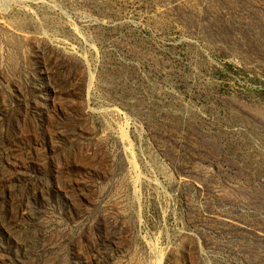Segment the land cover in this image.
<instances>
[{
    "label": "rangeland",
    "instance_id": "1",
    "mask_svg": "<svg viewBox=\"0 0 264 264\" xmlns=\"http://www.w3.org/2000/svg\"><path fill=\"white\" fill-rule=\"evenodd\" d=\"M0 264H264V0H0Z\"/></svg>",
    "mask_w": 264,
    "mask_h": 264
}]
</instances>
